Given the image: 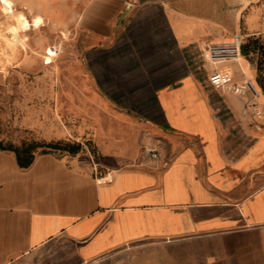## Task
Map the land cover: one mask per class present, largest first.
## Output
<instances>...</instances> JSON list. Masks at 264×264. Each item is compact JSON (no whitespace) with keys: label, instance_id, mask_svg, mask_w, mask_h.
Listing matches in <instances>:
<instances>
[{"label":"crops","instance_id":"1","mask_svg":"<svg viewBox=\"0 0 264 264\" xmlns=\"http://www.w3.org/2000/svg\"><path fill=\"white\" fill-rule=\"evenodd\" d=\"M82 24L95 149L27 167L0 149V264H264V118L204 60L264 33V0H94Z\"/></svg>","mask_w":264,"mask_h":264},{"label":"rangeland","instance_id":"2","mask_svg":"<svg viewBox=\"0 0 264 264\" xmlns=\"http://www.w3.org/2000/svg\"><path fill=\"white\" fill-rule=\"evenodd\" d=\"M10 2L13 9L6 14L0 3V144L31 146L34 157L93 152L88 133L76 130L91 112L83 100L80 55L83 15L94 0ZM253 36L260 42L250 45L244 59L264 83V33Z\"/></svg>","mask_w":264,"mask_h":264},{"label":"built area","instance_id":"3","mask_svg":"<svg viewBox=\"0 0 264 264\" xmlns=\"http://www.w3.org/2000/svg\"><path fill=\"white\" fill-rule=\"evenodd\" d=\"M242 36L234 34L231 41L222 43H208L204 46V60L211 66L208 74L210 85L221 91H228L239 96H247V105L253 118H264V93L255 79L244 76L234 81L227 69L220 67L226 62H238ZM143 155L148 159H156L157 148L153 144L143 147ZM166 163V162H165Z\"/></svg>","mask_w":264,"mask_h":264},{"label":"trees","instance_id":"4","mask_svg":"<svg viewBox=\"0 0 264 264\" xmlns=\"http://www.w3.org/2000/svg\"><path fill=\"white\" fill-rule=\"evenodd\" d=\"M259 42H260V39L258 36L252 35V36L242 38L241 45H240L241 56L242 57L247 56L250 45L253 44L254 46H256L259 44ZM254 79L264 93V83L258 81L256 77H254ZM31 148H32L31 146H22L19 148L3 147L0 144L1 150H9L14 153L17 165L19 167H27L32 162L34 155L30 151Z\"/></svg>","mask_w":264,"mask_h":264},{"label":"clouds","instance_id":"5","mask_svg":"<svg viewBox=\"0 0 264 264\" xmlns=\"http://www.w3.org/2000/svg\"><path fill=\"white\" fill-rule=\"evenodd\" d=\"M0 3H3L5 5V7L3 8V11L5 13H11L12 12L13 6H12V3L10 2V0H0ZM19 19L24 20L23 15H20ZM39 22H40L39 20L36 21V23H39ZM24 27L25 28L28 27L27 22L24 23ZM10 31H15V29H10Z\"/></svg>","mask_w":264,"mask_h":264},{"label":"bare ground","instance_id":"6","mask_svg":"<svg viewBox=\"0 0 264 264\" xmlns=\"http://www.w3.org/2000/svg\"><path fill=\"white\" fill-rule=\"evenodd\" d=\"M4 7H5V5L2 6V12H4V11H3V8H4ZM4 13H5V12H4ZM5 14H6V13H5Z\"/></svg>","mask_w":264,"mask_h":264}]
</instances>
